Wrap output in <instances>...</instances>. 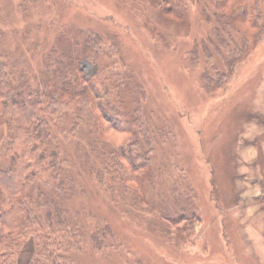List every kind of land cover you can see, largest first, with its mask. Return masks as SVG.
I'll list each match as a JSON object with an SVG mask.
<instances>
[{
  "label": "rangeland",
  "instance_id": "rangeland-1",
  "mask_svg": "<svg viewBox=\"0 0 264 264\" xmlns=\"http://www.w3.org/2000/svg\"><path fill=\"white\" fill-rule=\"evenodd\" d=\"M180 2L184 18L171 19L169 31L144 0H0V60L32 83L59 30L73 26L114 47L141 87L133 131L150 169L135 194L107 156L113 149L74 114L51 129L62 180L73 189L57 204L65 264H264V20L229 80L207 92L202 75L213 76L214 66L224 72L223 60L215 51L209 62L188 55L213 34L214 5ZM232 38L220 45L227 58L242 47ZM6 136L0 125V169L8 165ZM185 197L187 210L178 201ZM31 256L28 238L9 261L29 264Z\"/></svg>",
  "mask_w": 264,
  "mask_h": 264
},
{
  "label": "trees",
  "instance_id": "trees-1",
  "mask_svg": "<svg viewBox=\"0 0 264 264\" xmlns=\"http://www.w3.org/2000/svg\"><path fill=\"white\" fill-rule=\"evenodd\" d=\"M144 1L156 11L161 28L170 31L176 25L171 19L184 18L180 0ZM207 1L214 5L216 26L208 38L194 42L188 57L195 62L202 54L209 62L215 51L223 60L224 72L214 66L213 76L208 71L202 75L204 89L211 92L229 80L245 50L257 40L264 12L260 0ZM232 33L241 39L242 47H235L227 58L220 45L233 43ZM137 84L114 47L106 46L100 35L73 26L59 30L34 83L0 60V125L7 129L2 146L8 161L0 169V264H12L10 255L23 250L28 238L32 243L29 264L66 263L59 254L66 240L62 232L66 221L57 204L68 200L73 189L62 180L63 161L51 144V129L66 113L83 122L90 137L113 149L107 156L121 164L122 185L134 194L143 190L150 163L138 150L133 131L141 92ZM178 201L183 210L192 205L190 197ZM177 219L172 223L180 224Z\"/></svg>",
  "mask_w": 264,
  "mask_h": 264
}]
</instances>
